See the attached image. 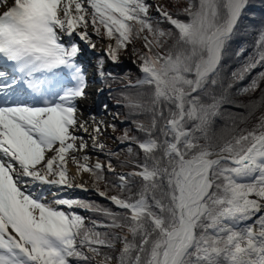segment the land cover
<instances>
[{
	"label": "snow or ice",
	"instance_id": "obj_1",
	"mask_svg": "<svg viewBox=\"0 0 264 264\" xmlns=\"http://www.w3.org/2000/svg\"><path fill=\"white\" fill-rule=\"evenodd\" d=\"M150 7L145 0H0V264H70L89 259L85 249L102 257L99 264H264V118L219 145L207 132L225 100L214 91L218 69L246 0H189L187 20L157 5L168 30L154 23ZM90 25L110 41L106 54L114 63L133 39L144 41L143 76L131 86L152 91L146 102L125 97V107L150 114L147 123L135 121L145 138H132L143 162L114 185L131 193L129 177L139 178L135 196L108 197L122 211L104 209L111 222L86 228L71 210L89 205L56 193L49 201L43 186L73 187L69 159L77 175L104 179L99 161L70 156L87 147L75 132H88L77 101L88 86L78 58L84 47L96 48ZM169 40L163 54L154 52ZM103 64L101 57V78ZM258 66L264 67V34L243 71ZM261 80L264 71L241 93L254 92ZM128 139L125 133L121 142ZM107 170L115 171L111 163ZM97 227L126 234L109 238ZM116 239L117 255L101 252L115 250Z\"/></svg>",
	"mask_w": 264,
	"mask_h": 264
},
{
	"label": "rangeland",
	"instance_id": "obj_2",
	"mask_svg": "<svg viewBox=\"0 0 264 264\" xmlns=\"http://www.w3.org/2000/svg\"><path fill=\"white\" fill-rule=\"evenodd\" d=\"M146 3L150 4L151 7L149 8V15L153 18L154 23L159 20L161 23L159 26L161 28H164L165 30L170 29L169 25L163 21V18L159 16V14L156 11V6L160 5L164 8V10L168 11L171 15L177 17L178 19L184 20L187 18V16L182 14V10L188 6L189 0H145ZM263 2V0L255 1L253 4H259ZM185 16V17H184ZM253 17L254 14H251ZM188 19V18H187ZM251 25L248 26L247 30H252L251 37H249L248 44L249 49L253 51L256 46L257 42L262 34H264V30L260 31L259 26L261 25L260 21H256L254 19H250ZM89 35L91 36L92 41L96 44L95 49H89L87 48V51H89V55L85 56V59H87L89 62L92 63L94 66L96 72V77H100L98 73V60L99 58H104V64H103V71L108 74L109 72L119 71L121 80H117L120 82V84H126L125 90L127 91L129 89V93L132 90L133 93L126 95L124 93H119L115 89H108L105 93L101 91V86L99 81L95 83L97 88V101L94 102L93 106H91V115L88 114L86 118V127L88 128L89 135L91 136L88 138L92 144L94 143L92 136H96L95 144L96 147H93V150L91 151L89 155V164L94 165L97 161H99L101 164L105 166V170L103 172V175L106 174L110 178L104 179L105 186L107 189H111L113 184H118L119 181L116 179L119 174H121V170L125 168L124 171L130 169L133 167L136 163H140L143 161V153L138 150V147L136 146V143L132 138H135V140L138 138V136L141 135V131L138 130H131L134 125L129 122L123 124L121 121L122 117H124V106L127 103V100L125 97H130L133 99H138L141 102H145L146 99L141 97V88L143 86L137 88L132 87V83L137 82L140 78H142L143 74L140 71L139 64H140V56L145 53L147 50L144 48V41L142 39H133L132 43L128 45L127 49L122 50L119 53L118 61L112 62L110 59H108L106 51L104 50L105 47L110 43V41L104 37V36H97L95 32L93 31L91 25L88 29ZM101 32H103V29H101ZM240 34L239 32H236L235 36ZM239 35V37H241ZM76 38V37H74ZM111 43H114L112 41ZM169 45L171 46L173 41H168ZM232 42L227 43L229 45ZM233 44V43H232ZM226 45V47H227ZM226 47L224 50V55L221 60L222 64L220 65L218 69V80L220 81V85L216 86L214 89L216 95H223L225 100L224 102H229L230 106L235 109H226L223 112H218L216 115L219 119L218 125H215L213 127L208 128V136L211 138L212 142L219 145L223 143L225 140L230 139L234 135L240 134L242 131H251L255 128L257 124L261 122V119L264 118V80H261L259 82V86L254 92H250L247 94L241 93V89L245 88L250 84V82L257 76V74L261 71H264L263 68H258L254 72L251 70L249 72H244V66L251 62V58H247L246 52L244 56L236 62L237 66H232L230 71V65L233 62V58H226L227 52ZM133 49H136L135 53L133 52ZM245 45L241 46V51H244ZM154 52H160L162 54L163 48H154ZM240 51L239 48L235 51V54ZM84 54V53H83ZM227 66V67H226ZM136 69L137 71H135ZM225 70L230 71L228 73V76L225 72ZM233 73H237V76H232ZM231 74V75H230ZM242 74L243 78H240V75ZM232 76V77H231ZM134 84V85H135ZM231 85V87H229ZM100 86V87H99ZM221 89V90H220ZM229 89V90H228ZM233 92V96L236 100L229 98L228 94H231ZM109 93L110 97L108 96L105 98L106 94ZM145 95H148V92H145ZM143 95V96H145ZM111 98V99H110ZM142 98V100L140 99ZM107 99L109 101H115L119 103L118 107H116L115 112H112L109 110L110 103H107ZM113 104V103H112ZM104 105H107V108L104 107ZM228 105V104H227ZM263 105V106H262ZM96 106V107H95ZM96 109V110H94ZM238 109V110H237ZM93 111V112H92ZM133 110H130V113H133ZM136 115L137 113L134 112ZM250 113V114H249ZM134 117V121H143L145 122V119L143 118V114L137 115ZM93 117L95 118L93 120ZM123 124V126H122ZM114 126V127H113ZM95 127H100L101 131L99 134H96L93 129ZM77 131L75 132V135ZM125 133L128 134L129 138L128 140L122 141V138L124 137ZM201 143H204V141H201ZM103 145V149L99 147V145ZM129 147H132L133 152L130 154L128 153L127 149ZM137 148V149H136ZM137 151H136V150ZM115 153V155H113ZM137 154V155H136ZM127 162V164H125ZM108 163L112 164V167L115 169L114 172H109L107 170ZM134 171V170H133ZM83 182L79 183L78 185H83L84 187H77L76 184L73 185V187L68 188L66 186L57 188V191H60L61 193L65 192H73L77 193L76 197H62L67 199H78L80 201H83L85 204L89 205L90 207H75L78 208L79 213H76L84 218L85 221V227L86 228H93V222L95 221L99 225H106L109 224L111 221L108 217H106L103 212H100L98 218H95L92 215H85V210L92 211L93 205L103 207L102 204L106 203L103 201H99L96 198V195H92L89 189L95 190L98 193H101L102 191V181H95L94 178L89 173L83 172ZM116 179V180H115ZM110 181V182H109ZM131 186L135 187V184L131 183ZM56 191V192H57ZM88 191V192H87ZM113 192H116V195H122L124 192H121V190L114 186L112 189ZM48 193L47 199L50 201L53 199V197H50L49 195L53 192L48 188L46 191ZM90 192V193H89ZM73 195V194H71ZM53 196V195H51ZM111 197L110 195H104V197ZM100 204V205H97ZM109 208V207H108ZM62 210H66V208L62 207ZM121 210V209H117ZM85 215V216H84ZM98 229H95L96 231L102 232V233H108L109 238L118 237L120 235V238L122 237V230L118 228H106V227H97ZM116 248L115 250H109L102 248L101 252H108L109 254L115 256L119 253L118 245L119 239H116ZM86 255L89 257L87 260H77L73 258V264H99L100 260L102 259L101 256H93L92 253H88L87 250H84ZM71 259V258H70ZM76 261H78L76 263ZM72 264V263H71ZM115 264V262H113Z\"/></svg>",
	"mask_w": 264,
	"mask_h": 264
},
{
	"label": "trees",
	"instance_id": "obj_3",
	"mask_svg": "<svg viewBox=\"0 0 264 264\" xmlns=\"http://www.w3.org/2000/svg\"><path fill=\"white\" fill-rule=\"evenodd\" d=\"M185 1V0H184ZM255 1H260V0H246V7L243 9V11H242V14H241V16H240V18H239V21H238V23H237V25H236V27H235V29H234V33H233V35H232V37H231V39L229 40V42H232V43H230L229 45H227V47H226V52H227V56H226V58H233V62L230 64V65H227V66H230V71H231V67L232 66H237L236 65V62H238V61H240V60H238V59H240V58H242L243 56H244V54H245V52H246V56H247V58H251V59H254L255 58V54H256V48H257V46H256V48L253 50V51H251L250 49H249V45L247 46V44H248V40H249V37H251V33L253 32L252 30H247V27H249V26H252L251 25V22H250V19H254V20H256V21H260V23H261V25L259 26V30L260 31H263L264 30V0H263V2H261V3H259V4H253ZM189 3V2H188ZM251 14H254V16L252 17L251 16ZM174 18H177V17H175V16H173ZM185 17V16H184ZM184 20H187V18H185ZM168 24V23H167ZM249 26H248V25ZM169 25V24H168ZM169 27L171 28L172 26L171 25H169ZM236 32H239L240 34H238V35H236L235 36V34H236ZM242 34V36L241 37H239V35H241ZM228 42V43H229ZM243 45H245V49H244V51H241V46H243ZM239 46H240V51L238 52V53H236L235 54V51L239 48ZM168 47H170V45H169V43H167L166 45H165V47L163 48V50H162V54L166 51V49L168 48ZM243 59V58H242ZM221 64H222V62H221ZM220 64V65H221ZM226 66V67H227ZM258 68H263V67H256V68H253V69H251L253 72L256 70V69H258ZM135 71H137L136 69H134ZM230 71H228L227 72V70H225V72L224 73H226L227 74V76H228V73L230 72ZM119 71H117V69H116V71H114V72H109V73H111V75L109 76V75H107L105 72V76L103 77V78H101V86H102V88L103 89H106V91H108L107 89H115L116 91H118L119 93H124L125 95L127 94V93H129V89L126 91L125 90V87H128L129 85L128 84H126V85H128V86H124V84H120V82H118L117 80H121L122 78H120V76L121 75H119V77H118V73ZM138 72V71H137ZM231 75V74H230ZM233 76V75H232ZM231 76V77H232ZM141 79V78H140ZM139 90H141V92H140V94H141V97L142 98H145L146 99V101L150 98V95H151V88L149 87V86H147V85H144L143 86V88H141V89H139ZM221 90V89H220ZM229 90V89H228ZM144 91L145 92H148L147 94L148 95H145L146 93H144ZM131 93H133V91L131 90L130 91V93L129 94H131ZM143 95H145V96H143ZM110 97V94L109 93H107L106 94V96H105V98H107V97ZM228 96H229V98H231V99H234V100H236L235 98H234V96H233V92H231V94H228ZM142 98H140L141 100H142ZM111 99V98H110ZM145 101V102H146ZM107 102L108 103H110V108H109V110H111L112 112H115V109H116V107H118V105H119V103H117V102H115V101H109L108 99H107ZM113 103V104H112ZM228 104V105H227ZM264 105V104H263ZM262 105V106H263ZM235 109V108H232L231 106H230V104H229V102H227V103H225V102H223L221 105H220V107H219V111L218 112H223L224 110H226V109ZM238 110V109H237ZM124 112H125V114H124V117H122V119H121V121L123 122V124H127V123H129V122H131L133 125H134V129H133V127L131 128V130H138L137 129V126H136V123H135V121H134V117H135V113L133 112V113H130V109L129 108H127V107H125L124 106ZM137 113V112H136ZM137 115H140V114H138L137 113ZM136 115V116H137ZM143 118L145 119V123H147L149 120H150V114H148V113H144L143 114ZM220 121H219V119H218V117L217 116H214L213 118H212V120H211V123H210V125H209V127H213V126H215V125H218V123H219ZM123 124H122V126H123ZM208 127V128H209ZM207 132H208V129H207ZM145 138V134L144 133H141V135L140 136H138V138L136 139V140H142V139H144ZM137 149V148H136ZM135 149V150H136ZM139 150V149H138ZM137 151V150H136ZM137 155V154H136ZM143 160H144V155H143ZM143 162V161H142ZM142 162H140V163H142ZM109 164V163H108ZM125 164H127V162L125 163ZM125 170V168L123 169V170H121V174H127V173H130V172H134V171H138V169L137 168H135V165L133 166V167H131L130 169H128V170H126V171H124ZM134 170V171H133ZM107 175H109V174H106L105 176H104V179H105V177L106 178H110V177H108ZM92 178H94V177H92ZM104 179L102 180V185H103V187H102V192H104V193H106L107 195H110V196H113V195H116L117 193L116 192H113L112 191V189L114 188V185L115 184H113L112 185V188L111 189H107V187L105 186V182H104ZM117 179V178H116ZM115 179V180H116ZM110 182V181H109ZM131 183L132 184H135L136 186L135 187H133V186H131ZM140 180H139V178H135V177H129V186L131 187V189H132V191H131V193H129L128 191H125L124 192V194H122V195H120V196H122V197H127L128 195H133V196H135V193H136V191H137V189H138V187H139V185H140ZM76 200H78V199H76ZM104 203V202H103ZM97 205H100V204H97ZM103 205H105V206H103ZM102 206L103 207H99V206H94L93 205V208H92V211H87V210H85V215H87V214H89V215H92V216H94L95 218H98V216H99V214H100V212H102V210H104V209H108V210H111L112 212H114V213H118V212H121L122 210H117L118 208H116L114 205H112V204H109V203H104V204H102ZM109 207V208H108ZM84 215V216H85ZM95 229H98V228H95ZM126 234V230H122V237L124 236ZM118 237H120V235H118ZM121 237V238H122ZM129 239H131V237L129 236ZM119 245H118V249L120 250V248H121V241H120V239H119ZM75 262V261H74ZM73 262V258H71L70 259V264L72 263H74ZM78 261H76V263H77Z\"/></svg>",
	"mask_w": 264,
	"mask_h": 264
},
{
	"label": "bare ground",
	"instance_id": "obj_4",
	"mask_svg": "<svg viewBox=\"0 0 264 264\" xmlns=\"http://www.w3.org/2000/svg\"><path fill=\"white\" fill-rule=\"evenodd\" d=\"M63 39H64V41H68L69 40V38L67 36H65ZM74 39L76 40V42L82 44V42H79L78 37H76ZM106 49H107V47L104 48L105 51H106ZM83 53L84 54H82L80 56L81 60L88 61L87 59H85V56L89 55V51H87V47H84V52ZM91 75H92V78H94V76L96 75V70H95V68L92 65H91ZM95 83L96 82H93V85L92 86H88V89H86V97L84 99H82V100H78L77 101V107H78L77 116H78V120L80 122H84V123L86 122L87 115L91 113L90 112L91 108H92L91 106H93L94 102L96 103V101H97V98H98L97 93L98 92H97V88H96ZM132 84L134 85L135 83H132ZM94 110H96V109H94ZM263 112H264V108H263ZM85 126H86V124H85ZM76 134H78L77 136L83 137L84 141L87 144V147L82 152L70 153V156L71 155H75L78 159L80 157L84 156V155H87L89 157L91 151L93 150V144L88 139V138L91 137L89 135V131L86 133L83 130H79V131H77ZM76 143H77V145H79L80 141L78 140ZM49 155H51V153H49ZM67 167H68V175H69V177H75V180L73 181V185L74 184L78 185L79 183H82L83 182L84 173H80L79 175H77L76 166L71 163V159H69ZM43 187L44 188H49L51 190V192H53V193H56L57 188H58L56 186H43ZM51 195H52V193L49 196H51Z\"/></svg>",
	"mask_w": 264,
	"mask_h": 264
},
{
	"label": "water",
	"instance_id": "obj_5",
	"mask_svg": "<svg viewBox=\"0 0 264 264\" xmlns=\"http://www.w3.org/2000/svg\"><path fill=\"white\" fill-rule=\"evenodd\" d=\"M92 193H94V195H96V199L99 200V201H103V202H107V203H111L110 199L108 197H104L102 195H100L97 191H94V190H90ZM113 205V204H112ZM115 206V205H114ZM116 207V206H115ZM247 223H252V221H248Z\"/></svg>",
	"mask_w": 264,
	"mask_h": 264
}]
</instances>
